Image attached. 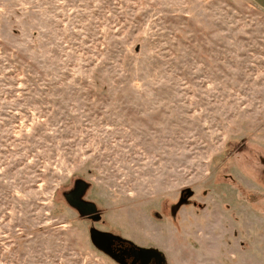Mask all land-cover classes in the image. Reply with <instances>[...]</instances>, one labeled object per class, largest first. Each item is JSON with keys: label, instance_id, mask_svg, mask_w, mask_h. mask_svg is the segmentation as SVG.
<instances>
[{"label": "rangeland", "instance_id": "rangeland-1", "mask_svg": "<svg viewBox=\"0 0 264 264\" xmlns=\"http://www.w3.org/2000/svg\"><path fill=\"white\" fill-rule=\"evenodd\" d=\"M92 232L264 264V0H0V264H122Z\"/></svg>", "mask_w": 264, "mask_h": 264}, {"label": "water", "instance_id": "water-1", "mask_svg": "<svg viewBox=\"0 0 264 264\" xmlns=\"http://www.w3.org/2000/svg\"><path fill=\"white\" fill-rule=\"evenodd\" d=\"M89 185L82 180H76L73 189L64 195L67 204L77 211L81 218H88L93 222L100 220V215L97 212L96 206L92 203L85 202L82 197L88 190ZM191 193L188 192L187 195ZM112 240H117L110 234H103L98 232L91 233V241L99 250L110 255L109 247ZM133 256L138 261H149L151 259L161 260L160 256L153 252H146L144 250H136Z\"/></svg>", "mask_w": 264, "mask_h": 264}, {"label": "flooded vegetation", "instance_id": "flooded-vegetation-1", "mask_svg": "<svg viewBox=\"0 0 264 264\" xmlns=\"http://www.w3.org/2000/svg\"><path fill=\"white\" fill-rule=\"evenodd\" d=\"M137 249L133 248L127 242L122 240H112L109 247L110 255L117 261H120L122 264H136L139 261L133 256V252Z\"/></svg>", "mask_w": 264, "mask_h": 264}]
</instances>
